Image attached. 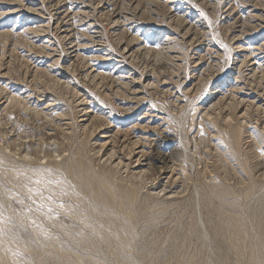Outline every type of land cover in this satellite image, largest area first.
<instances>
[{"label":"rangeland","instance_id":"1","mask_svg":"<svg viewBox=\"0 0 264 264\" xmlns=\"http://www.w3.org/2000/svg\"><path fill=\"white\" fill-rule=\"evenodd\" d=\"M171 1L172 10L161 0L81 1L90 18L63 22L74 23L84 62L68 60L56 25L77 0H0V264H264V31L253 25L264 8ZM134 35L140 51L128 58ZM90 72L120 79L93 82ZM9 93L48 108L7 107ZM84 98L100 129L118 132L111 144L97 125L84 128ZM104 144L131 166L145 155L148 168L114 167Z\"/></svg>","mask_w":264,"mask_h":264},{"label":"bare ground","instance_id":"2","mask_svg":"<svg viewBox=\"0 0 264 264\" xmlns=\"http://www.w3.org/2000/svg\"><path fill=\"white\" fill-rule=\"evenodd\" d=\"M76 1V0H75ZM78 2H79V4H81L82 6H81V8L80 9H78V11H72L71 10V12L69 13V14H67L65 17H63V16H61V14H59V13H55V16H58L59 17V22H57L56 23V25H62V29L63 30H61V35H63V38L64 39H66V42L68 43V46H70L69 48H68V50H69V53H68V60L69 61H71L72 59H74L75 58V60L76 59H80V60H82V61H86V59H85V57H84V55H82L81 53H80V51H82V48H84L83 46H82V44H81V42H79L77 39H73L74 41L72 42V40L70 39L71 38V35H72V33L73 32H75V30L77 31V29L73 26L74 25V23L72 22V24L71 23H67L65 20V23L63 22V18H70L69 19V21H72L73 20V18L75 17V16H79L80 18H84V20L86 19V20H88L90 17H89V14H91L89 11H87V10H89L88 9V7H87V5H84V3H82L81 1H83V0H77ZM160 1V0H159ZM164 4H163V6H166V8L165 9H169V10H172V7L174 8V6H170L171 4H175V2L173 1H171V0H161ZM233 1V0H232ZM30 2V1H29ZM55 2V1H54ZM253 3H254V6L255 7H258V8H264V3H262V1H259V0H253L252 1ZM52 3V2H51ZM59 3V2H58ZM86 3V2H85ZM160 3V2H159ZM235 3V2H234ZM54 4V3H53ZM66 4V3H65ZM99 4H100V2H99ZM98 4V5H99ZM161 4V3H160ZM55 5V4H54ZM105 4H103V6H104ZM102 6V7H103ZM245 6V5H244ZM52 7V6H51ZM55 7V6H54ZM56 8V7H55ZM100 8H101V6H100ZM247 9V8H246ZM59 10H61V9H59ZM63 10H65V9H63ZM92 11H93V9H92ZM100 11L102 12V16H106L107 18H109V17H111V16H113L114 14H115V12L114 11H112V10H109V8L108 7H105V8H101L100 9ZM58 12V11H57ZM120 12V11H119ZM179 12V11H178ZM252 12H255V10L254 9H252ZM261 12H262V14H260L259 15V17H258V21L256 22V24H253V25H255L254 26V28L256 27H258L257 29L259 30V31H257L256 33H260V32H263L264 31V15H263V13H264V9H262L261 10ZM99 13V12H98ZM98 13H97V15H98ZM117 13V12H116ZM125 13V12H124ZM52 14V13H51ZM119 15V14H118ZM117 15V16H118ZM51 16V15H50ZM116 15H115V17H117ZM124 16V15H123ZM178 16V15H177ZM112 18V20H113V24H116V23H118V21L117 20H115L116 18ZM134 17V16H133ZM175 17V16H174ZM238 17V16H237ZM118 18V17H117ZM177 18V17H176ZM175 18V19H176ZM247 18L249 19V20H253V18H256V16H254V17H252L250 14L249 15H247ZM263 21V23L261 22V21ZM74 21V20H73ZM175 21V20H174ZM186 21V20H185ZM49 22V21H48ZM246 22H247V20H246ZM90 23V22H89ZM98 23V22H97ZM259 23H261V24H259ZM94 24V23H93ZM251 24V23H250ZM249 24V25H250ZM122 26V25H121ZM241 26H243V24L241 25ZM251 26V25H250ZM74 27V28H73ZM81 27V26H80ZM83 27H85V26H83ZM89 27H91V30L93 31L92 33H91V35L90 36H92L93 34H95L96 33V30H97V28H96V26L95 25H89ZM118 27V26H117ZM127 27V26H126ZM54 28V27H53ZM59 28V27H58ZM124 29V28H123ZM86 30V29H85ZM125 30H126V28H125ZM130 30V29H129ZM128 30V31H129ZM136 30V29H135ZM253 30V29H252ZM29 31H33V29H27V32H29ZM34 31H36V29H34ZM33 31V32H34ZM201 31V30H200ZM245 31V30H244ZM45 32V31H44ZM49 32V31H48ZM52 32V31H51ZM126 32V31H125ZM153 32V31H152ZM254 32V31H253ZM169 33V32H168ZM246 32H243V33H241V34H245ZM250 33V32H249ZM249 33H246L247 35H249ZM78 35V33H75V35ZM131 34V33H130ZM164 34V33H163ZM237 34H239V33H237ZM86 34L85 33H80V36H85ZM128 35V34H127ZM260 35V34H259ZM87 36V35H86ZM234 37V36H233ZM242 37V36H241ZM92 38H94V40H96V38L95 37H92ZM99 38V37H98ZM97 38V39H98ZM120 42L121 41H123L124 40V38H121V34H120ZM137 37L134 35V36H131L130 38H129V40H128V42H127V44H125V48L123 47V49H122V53L124 54V56L126 57H128V58H130L133 54H134V52H136L137 51V53L140 51V50H134L133 49V47H132V45L131 44H133L135 41H137V39H136ZM238 38V36L237 37H234L232 40H234L235 39V43H236V39ZM61 39V38H60ZM239 39V38H238ZM167 40V39H166ZM240 40V39H239ZM83 42V41H82ZM185 42V41H184ZM263 42V41H262ZM85 43V42H84ZM98 43H100V42H98ZM103 44V43H102ZM119 44V43H118ZM237 44V43H236ZM240 45V44H239ZM85 46V45H84ZM89 46V45H88ZM95 46V45H94ZM165 46V45H164ZM249 46V45H248ZM251 46V45H250ZM257 46V45H256ZM98 47H100V49H101V46L100 45H98L97 46V49L95 50V51H99L100 49H98ZM166 47V46H165ZM94 48V47H93ZM65 49H67V48H65ZM84 49H86V48H84ZM134 50V51H133ZM236 53L238 52L239 54H241L242 55V57H241V63L243 64V63H246L247 62V54H244V49L241 47V46H237L236 47ZM258 50L259 51H261V53H260V55L262 56L261 57V59L262 58H264V42L258 47ZM84 51V50H83ZM89 51V50H88ZM254 52V51H253ZM67 53V52H66ZM63 54V53H62ZM238 54V55H239ZM101 55V54H100ZM239 58V57H238ZM254 58H256L255 56H254ZM253 58V59H254ZM60 59V58H59ZM122 59V58H121ZM120 59V60H121ZM240 59V58H239ZM129 61H130V59H129ZM264 61V60H263ZM195 62V61H194ZM207 63V62H206ZM73 64V63H72ZM71 66V65H70ZM95 67V66H94ZM87 68V67H86ZM90 68V67H89ZM123 68V67H122ZM203 68V67H202ZM234 68V67H233ZM232 69V68H231ZM260 70H262V71H264V62H262V64H261V67L259 68ZM118 70V69H117ZM47 71V73H49L48 72V70H46ZM53 72H56V74H52V76L51 75H49V77L50 78H53L54 79V81H55V83L56 84H60V83H62V82H60V79L59 78H61L60 77V74H58V71H55V70H53ZM60 73V72H59ZM66 73H68V72H66ZM264 73V72H263ZM7 75H8V73H6ZM50 74V73H49ZM115 74V72H113V73H109V74H99V73H92V72H90L89 74H88V76H90L91 77V80L93 81V80H95V79H97V78H99V79H102V78H108V79H120V77L117 75V77H114L113 75ZM62 75V74H61ZM66 75V74H65ZM3 76H5V74L3 75ZM140 76V75H139ZM85 78V77H84ZM264 78V77H263ZM245 79V78H244ZM23 80V79H22ZM84 80V79H83ZM127 80V79H126ZM138 80V79H137ZM21 81V80H20ZM148 78H144L143 80H141V82H140V85L141 86H144V87H148V86H153V82L152 83H148ZM94 82V81H93ZM163 82V81H162ZM65 83V82H64ZM155 83H157V82H155ZM139 83L137 82V83H135L134 81H132L131 82V79H130V85H131V92H130V94H133V95H135L136 97L139 95V93L137 92V89H133L134 87L133 86H135V85H138ZM163 84V83H162ZM123 85H125V86H127L128 87V85L127 84H125V83H123ZM139 85V87H138V89H140L141 88V86ZM75 86V85H74ZM125 88V87H124ZM137 88V87H136ZM166 88H167V86H166ZM174 89V88H173ZM127 91V90H126ZM170 91V90H169ZM239 92V91H238ZM260 92H262V91H260ZM217 93V92H216ZM219 93V92H218ZM0 94H8V92L7 93H5V91H4V89L3 88H0ZM10 95H7V101H6V103H7V107H11V106H13V105H18V104H23V107H24V109L26 110V111H30V112H36V113H40L41 115H42V113L44 112V110L46 111V109L48 108L47 106L48 105H46L45 107H43V110L42 109H38V108H36V107H30V106H27V103H25L24 101H23V99H21L20 97H17V96H15V95H11V93H9ZM17 95V94H16ZM133 95H131V96H133ZM245 95V94H244ZM45 96V95H44ZM134 96V97H135ZM250 96V95H249ZM86 97V96H85ZM246 97V96H245ZM41 98V97H40ZM129 98V97H128ZM138 98V97H137ZM50 99V98H49ZM87 99V98H86ZM130 99V98H129ZM139 99V98H138ZM39 100V99H38ZM249 100V99H248ZM252 100V99H251ZM51 101V100H50ZM80 101V100H79ZM36 102V101H35ZM53 102V101H52ZM49 103V102H48ZM40 104V103H39ZM47 104V103H46ZM125 104V103H124ZM40 105H43V104H40ZM80 106H84V108H83V110H81V113H82V116H81V118H82V122L84 123V128H87V127H89V126H91V125H97L96 127H95V133L94 134H96V132H97V134H99V133H101V132H103V135H108L109 134V132L106 130V129H103V131H102V129H100L101 127H103L105 124H104V120H103V118L100 116V111H98V109H94V108H92L90 105H89V103H87V101L85 100V98H84V100L83 101H80ZM261 107V106H260ZM123 108V107H122ZM23 109V110H24ZM260 109V108H259ZM50 110V109H49ZM80 113V114H81ZM102 114V113H101ZM148 118V117H147ZM142 119V118H141ZM146 119V118H145ZM98 123H100V124H98ZM136 125H138V123L136 124ZM109 127V126H108ZM135 127V126H134ZM166 129V128H165ZM134 131H136V130H134ZM133 133V132H132ZM138 134V133H137ZM117 135H118V132H112L111 134H109V136L108 137H106V136H102L101 138H107L109 141H110V144H111V142H114V139H115V137H117ZM147 135V134H146ZM97 136V135H96ZM135 136V135H134ZM143 136V135H142ZM148 137V136H147ZM100 138V137H99ZM137 138V137H136ZM135 138V139H136ZM140 139V138H139ZM139 139H137L135 142H139V141H141V140H139ZM105 145L106 144H104L102 147H101V149L99 150L100 152H101V155H102V157H104V161L105 162H107V163H110V164H113L114 165V167L115 166H120V165H123V166H125L126 168H128L133 174H140L141 172H142V169H147L148 168V165H149V163L147 162L148 160H147V158L145 157V155H143L142 157H143V159L141 160V162L142 163H138V162H135L136 164L135 165H129V164H126V162H124V160H123V157H121L119 154H118V152L117 151H115V150H113V148H112V150H104L103 151V149H104V147H105ZM182 147V146H181ZM139 149V148H138ZM142 149V148H141ZM140 149V150H141ZM161 149V148H160ZM139 150V151H140ZM128 161V160H127ZM140 162V161H139ZM134 164V163H133ZM81 178V177H80ZM91 178V177H90ZM80 182V181H79ZM79 184V183H78ZM85 184V183H84ZM89 184V183H88ZM92 185H90V187H91ZM86 187V186H85ZM90 191V190H89ZM90 194H94L93 193V191H92V189H91V191H90ZM167 194L168 193H165V195H164V197H168L167 196ZM199 222V221H198ZM201 225V224H200ZM203 232H205L204 231V229H203ZM207 233H203L202 234V239H206L207 238V235H206ZM261 238H262V240H261V244L264 246V229H263V231H262V234H261Z\"/></svg>","mask_w":264,"mask_h":264},{"label":"snow or ice","instance_id":"3","mask_svg":"<svg viewBox=\"0 0 264 264\" xmlns=\"http://www.w3.org/2000/svg\"><path fill=\"white\" fill-rule=\"evenodd\" d=\"M225 49H227V45H222ZM59 159V158H58ZM37 183H39V181L37 180L36 181ZM61 207H62V205H61Z\"/></svg>","mask_w":264,"mask_h":264}]
</instances>
